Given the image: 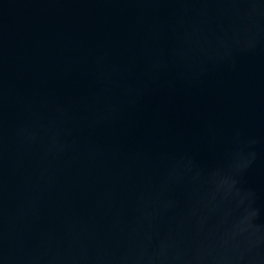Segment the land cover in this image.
<instances>
[{"label":"water","instance_id":"water-1","mask_svg":"<svg viewBox=\"0 0 264 264\" xmlns=\"http://www.w3.org/2000/svg\"><path fill=\"white\" fill-rule=\"evenodd\" d=\"M0 264H264V0H0Z\"/></svg>","mask_w":264,"mask_h":264}]
</instances>
